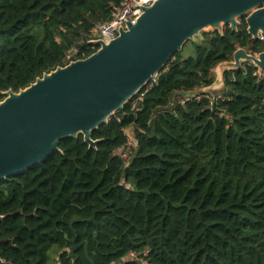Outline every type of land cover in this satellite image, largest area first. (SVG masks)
<instances>
[{
	"label": "trees",
	"instance_id": "1",
	"mask_svg": "<svg viewBox=\"0 0 264 264\" xmlns=\"http://www.w3.org/2000/svg\"><path fill=\"white\" fill-rule=\"evenodd\" d=\"M124 2L0 0V102L66 66L73 49L94 54L95 29ZM187 44L93 133L96 148L65 139L0 181V264H51L53 253L56 264H264V74L244 63L226 72L222 93L180 96L211 86L238 49L264 52V41L242 19L236 32ZM129 135L126 165L115 151Z\"/></svg>",
	"mask_w": 264,
	"mask_h": 264
},
{
	"label": "water",
	"instance_id": "2",
	"mask_svg": "<svg viewBox=\"0 0 264 264\" xmlns=\"http://www.w3.org/2000/svg\"><path fill=\"white\" fill-rule=\"evenodd\" d=\"M245 19L253 40L264 35V0H157L143 9L109 43L86 59L45 73L0 102V181L18 176L60 152L61 141L83 136L90 149L93 133L109 123L164 70L189 42L204 33L238 31ZM250 63L264 74V52L238 49L214 70V83L180 93L187 99L214 96L225 89V74ZM2 217H0V220Z\"/></svg>",
	"mask_w": 264,
	"mask_h": 264
},
{
	"label": "built area",
	"instance_id": "3",
	"mask_svg": "<svg viewBox=\"0 0 264 264\" xmlns=\"http://www.w3.org/2000/svg\"><path fill=\"white\" fill-rule=\"evenodd\" d=\"M155 1L157 0H125V2L120 7L114 8L113 17L110 21L97 26L92 39L89 41V44H92L93 49L97 51L99 47L94 44L95 41H103L104 43H109L112 40L116 39L119 35V31L122 28L126 29V26L129 23L135 24L138 18L143 14V9L145 7L151 6ZM263 36L264 35H261V38H263ZM78 54V48H75L71 52H69L65 58V62L67 63V65L79 60L77 58ZM156 79L154 81H156ZM142 98L143 95H141L139 99ZM134 106H136V103H134ZM135 149L136 142L133 136L129 135L127 142L115 151V155L127 165ZM130 257L135 258V254H130Z\"/></svg>",
	"mask_w": 264,
	"mask_h": 264
},
{
	"label": "rangeland",
	"instance_id": "4",
	"mask_svg": "<svg viewBox=\"0 0 264 264\" xmlns=\"http://www.w3.org/2000/svg\"><path fill=\"white\" fill-rule=\"evenodd\" d=\"M263 38H264V36H263ZM194 43L199 44L200 43L199 39H197V41ZM193 52H194L193 45L191 43H189L184 48L183 57L187 58L189 56H192ZM219 93H222V92H219ZM56 257H57V253H53V255H52L53 260H52L51 264H56Z\"/></svg>",
	"mask_w": 264,
	"mask_h": 264
},
{
	"label": "flooded vegetation",
	"instance_id": "5",
	"mask_svg": "<svg viewBox=\"0 0 264 264\" xmlns=\"http://www.w3.org/2000/svg\"><path fill=\"white\" fill-rule=\"evenodd\" d=\"M241 22H242V20H241ZM257 40L264 41V38H261V36H260L259 39H257ZM246 51H247V50H246ZM248 53L251 54L250 52H248ZM251 55L258 56L259 54H251Z\"/></svg>",
	"mask_w": 264,
	"mask_h": 264
}]
</instances>
